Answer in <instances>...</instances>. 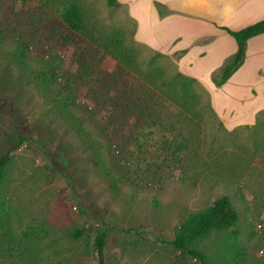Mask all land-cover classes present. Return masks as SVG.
<instances>
[{"label": "rangeland", "instance_id": "obj_1", "mask_svg": "<svg viewBox=\"0 0 264 264\" xmlns=\"http://www.w3.org/2000/svg\"><path fill=\"white\" fill-rule=\"evenodd\" d=\"M71 3L83 12L95 67L83 77L55 35ZM119 3L0 0V154L12 156L0 185V264H99L101 226L105 264H199L168 240L225 195L239 222L198 249L210 264L264 262V113L228 130L198 79L184 100L178 52L138 41L137 20ZM42 69L47 83L34 75ZM132 99L147 100L149 113L117 107ZM19 136L27 142L12 151Z\"/></svg>", "mask_w": 264, "mask_h": 264}, {"label": "crops", "instance_id": "obj_2", "mask_svg": "<svg viewBox=\"0 0 264 264\" xmlns=\"http://www.w3.org/2000/svg\"><path fill=\"white\" fill-rule=\"evenodd\" d=\"M137 20L138 41L151 49L179 54L182 73L200 80L213 109L232 130L255 125L264 110V33L248 40L242 66L216 86L211 74L237 50L238 31L264 19V0H118Z\"/></svg>", "mask_w": 264, "mask_h": 264}, {"label": "trees", "instance_id": "obj_3", "mask_svg": "<svg viewBox=\"0 0 264 264\" xmlns=\"http://www.w3.org/2000/svg\"><path fill=\"white\" fill-rule=\"evenodd\" d=\"M107 4L110 7H117L120 5L118 0H107ZM61 20V28L55 33L57 39L64 45L70 46L74 49V59L79 67L80 76L91 75L94 72L95 67H93L92 63L89 61L90 57L84 46V42L88 36V29L80 6L76 3H71L65 6L61 13ZM219 28L234 37L237 42V50L223 68L213 73L212 78L217 86L226 83L227 80L242 66L246 57L248 40L264 33V19L238 31L231 30L227 27ZM117 49L119 50V56H121L122 62L131 65L132 57L127 53L128 51L123 50L122 47ZM22 57L24 58V56ZM22 64H26V61L22 60ZM34 75L42 83H47L50 80L48 69L35 71ZM179 76L181 78L176 82V85L183 95V99L186 100L190 96L192 83L196 82L197 79L185 76L183 73H179ZM171 86L173 87L174 84L171 83ZM63 105L68 107L69 99H65ZM149 106L147 100L138 102L137 100L132 99L130 101L125 100L118 102L117 107L122 109V111L136 113L139 118H142L149 113ZM262 113H264V110L260 114ZM260 114L256 119V124L260 121ZM14 139L15 136L10 135V141ZM26 142L27 138L19 136L16 143H13V141L11 142L12 151L18 149ZM11 159V151L0 154V185L5 178ZM239 219L240 215L233 206L230 198L227 195L222 196L216 199L208 208L190 214L182 223L177 235L172 240H168V243L183 254L197 259L199 264H210L207 255L202 250L198 249L197 243L208 237L214 230L223 231L232 229L237 226ZM82 233V230H76L71 235L76 238L80 237ZM107 234V228L104 226L98 228L95 238V249L99 264H105L104 249L107 242ZM1 245H4V243ZM249 264H264V262Z\"/></svg>", "mask_w": 264, "mask_h": 264}]
</instances>
